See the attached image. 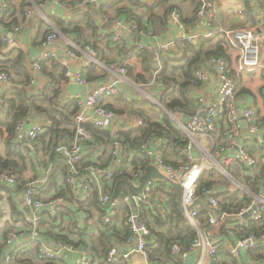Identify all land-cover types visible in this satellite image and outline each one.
Masks as SVG:
<instances>
[{"label": "built area", "instance_id": "1", "mask_svg": "<svg viewBox=\"0 0 264 264\" xmlns=\"http://www.w3.org/2000/svg\"><path fill=\"white\" fill-rule=\"evenodd\" d=\"M46 1L68 5L66 0H41L39 5ZM86 1L80 0L83 4ZM147 1L148 4L158 2ZM202 3L199 17L210 7L208 1ZM9 12V4L0 3V27ZM33 14L34 9H30L25 16L29 19ZM170 18L172 23L183 27L179 7L170 13ZM111 22L129 32L143 33L136 21L113 18ZM13 30L19 28L13 27ZM224 34L232 47L240 51L239 60L234 66L222 58L211 60L218 77L217 93L205 108L199 107L190 113L182 126L189 142L175 148L177 165L169 162L163 138L143 141L138 155L129 150L130 143L121 136L113 137L106 145L96 144L94 129L106 130L123 120V115L106 106L124 95L120 85L128 77V70L118 63L111 69L118 70L123 80L97 84L86 97L75 99L72 138L53 142L48 134L51 128L38 124L26 129L25 120L18 124L11 141L17 153L14 156L17 167L0 169V197L7 195L8 199L12 197L23 203L27 213L22 215L21 229L11 227L0 237V264H21L18 254L29 246L37 247L41 264H66L63 252L72 254L75 264H134L136 257L142 259L139 264H264V229L259 235L251 230L253 224L264 226V156L251 148L254 143H257L254 149L264 148L263 123L253 105L240 103L234 78L264 69L261 46L264 35L254 28ZM202 37L186 35L183 40L172 39L160 45L158 51L171 55L177 52L180 41L198 45ZM123 38L119 33L113 36L115 42ZM57 40L56 32L44 40L47 49L29 70L30 86L43 71L44 64L56 59L48 47ZM2 41L7 44L11 40L4 37ZM86 48L93 65L99 64L96 49L90 45ZM1 67L0 84L9 89L13 86L11 79ZM65 68L62 92L66 83L72 81L92 86L86 71L72 73ZM196 77L202 88L208 83L210 72L200 69ZM70 102H56V107L62 108ZM0 107H8V102L0 100ZM204 141L210 142L211 148ZM97 147L100 150L95 153ZM4 148L5 143L0 144V152ZM137 157L149 162H137ZM151 165L180 187L183 213L198 235L189 248L172 243L169 263L152 260L158 239L153 236L147 213L168 219L176 196L172 186L152 179L141 193L135 194L124 186L125 197L114 199L118 182L128 181L139 188ZM210 171L230 183L222 186L217 178H212L217 184L199 194L200 179ZM238 178L255 186L252 188ZM235 192L250 202L235 213L223 211L221 197ZM123 228H127V235L119 233ZM99 244H108L107 250L96 251L94 246Z\"/></svg>", "mask_w": 264, "mask_h": 264}, {"label": "crops", "instance_id": "2", "mask_svg": "<svg viewBox=\"0 0 264 264\" xmlns=\"http://www.w3.org/2000/svg\"><path fill=\"white\" fill-rule=\"evenodd\" d=\"M35 1L36 0H0V3L7 2L10 9L9 15L5 18L0 27V38L3 40L5 37L11 40L7 44H0L1 70L6 72L7 70L9 71L11 75V84L13 86L23 87L18 84L23 81V78L13 72L9 63L21 52L25 56L26 68L30 70L32 64L40 54L47 49L44 46V37L49 29L58 34L57 42L48 47L49 51L56 55L55 61L63 67L70 69L72 73H77L81 70L87 71L90 64L91 67L93 66V58L87 52L86 47L88 45L94 47L98 53L99 64H94L97 78L91 82L92 86H81L73 81L66 83L68 84L66 89H63L64 92L56 99L53 107H56V102L63 104L69 101L75 102L77 97H86L97 84L123 80L118 70L111 69L113 65L118 63L121 67L128 70V77H126L120 85L124 91V95L119 99L109 102V108L116 111L118 115H123L122 123H116L108 129L112 133V138L115 136L120 137L121 133L139 129L144 125L145 119L141 117L140 110H145L147 114L150 115L149 117H151L152 121H161L159 111H161L163 107L162 105L161 107L157 105L162 101V96L165 94L167 88L166 86L164 87L163 81L159 79V75L164 69L165 64L170 66L183 64V60L177 62L174 59L184 57V42L186 41H180L177 52L171 54L172 58H170V55L158 51V47L164 42L172 39L183 40L182 38L186 35H201L204 36L205 39H216L219 34L225 35L224 32H235L250 28H254L264 35V0H206L209 2L210 7L205 11L203 17L198 16V11L204 0H180L175 6H178L182 11L183 27L172 23L170 18L171 12L166 14V8L173 6V1L175 0H170L169 5L161 6L154 14L147 12L144 8L132 6L130 10L131 14H133V19L131 15L127 16L120 14L119 9L121 10L122 7L129 6L126 5V3L118 7L116 6L114 9H108V6L115 0H87L84 4L81 3L80 0H67V6L58 2L47 1L43 2V5L40 6V3L38 4ZM138 1H141L144 5H153L148 4L147 0ZM30 9H34V14L31 18L27 19L25 15ZM240 10H243V13H239ZM80 18H84V21L86 18L93 21L97 28L96 32L92 33L89 30H85L86 32L82 37L83 39H80L77 34L72 32L65 36L56 29L53 23L55 19H59L64 21L67 26L79 21ZM113 18H118L123 21H136V23L141 21L142 35L118 27L111 22ZM13 21L15 24L11 23ZM13 27H18L19 30L15 31ZM116 33L122 34L124 37L122 41L115 42L113 40V36ZM225 37L228 39L226 35ZM261 46L262 58L264 61V36ZM130 51H134L135 55L127 56L126 52ZM140 51L147 56V62L138 56ZM228 54L230 56L229 63L232 66L236 65L241 54L240 51L232 47L231 44H228ZM3 66L6 68L4 69ZM202 69H207L210 72V78L208 83L203 85L202 88L192 91V97L200 104L197 108H205L217 93L218 77L211 61ZM47 70L51 72L52 68H48ZM259 72L264 74V69L252 74H238L235 75L234 78L236 81L238 80L240 103L244 104V106L253 105L258 110L259 118L261 122L263 121L262 130L264 134V120H262L264 119V89L261 87L260 79L255 77V74ZM86 75L88 76V74ZM247 76L250 77L248 78ZM14 81L16 82L14 83ZM50 83L51 79L47 76L46 71L43 70L37 76L34 85H28L25 89L29 90L30 94L39 95ZM7 89L8 88L4 87V85L0 84V100L6 99L5 92ZM126 95L131 96L130 98L132 99H129ZM142 96H144V98ZM148 101H151L153 106H151ZM143 103H148L146 104L147 109H136V106L145 108V105L142 106ZM67 105L68 104L62 108ZM120 108H123V110H120ZM8 110V107H0L1 119L7 116ZM168 114L175 126L186 135V133L182 131V126L186 124L189 114ZM53 116L55 118L57 117L58 120L61 119L60 114L57 115L55 113ZM24 120L26 121V129H30L32 126L38 124L44 125L46 128H57L55 126L56 123L50 115L43 112L33 110L28 118ZM65 128H67L65 124L60 126L62 130H65ZM68 129L72 133L73 128H71L70 125ZM7 137V132L5 128H3V133H0V144L5 143ZM197 139L199 140V138ZM220 143H222V141H220ZM204 144L208 148L212 146L208 141H204ZM101 145H103V143L99 146ZM166 145L169 162L178 163L177 153L172 147H169L167 140ZM217 146H219L218 143L216 147ZM99 150L100 147H97L94 151L98 153ZM252 150L259 151L260 154L264 156L263 147ZM132 151L136 152V155L139 154L137 150ZM0 154L4 159L14 161L17 164L14 157H8L5 148L1 150ZM137 158H139V160L141 159L140 157ZM146 161L148 160L146 159ZM218 175L219 177L216 176L218 183L222 186H228L227 184H222L220 177L223 176L220 174ZM238 180L240 182L242 181V183L246 182L240 178H238ZM246 184L250 185L252 188L255 186L249 181H247ZM24 213H27V208L23 203L17 202L12 197L8 199L7 195L0 197V237H2L5 230L11 227L21 229L23 223L22 215ZM18 259L21 264H41L38 261L36 246H29L20 252L18 254ZM62 259L66 264H75L76 262L74 256L66 252L62 253ZM141 262L142 259L139 257L134 259V264H139Z\"/></svg>", "mask_w": 264, "mask_h": 264}, {"label": "trees", "instance_id": "3", "mask_svg": "<svg viewBox=\"0 0 264 264\" xmlns=\"http://www.w3.org/2000/svg\"><path fill=\"white\" fill-rule=\"evenodd\" d=\"M40 1L41 0H36L35 2L39 4ZM169 1L170 0H158L159 3L157 2L153 5H144L138 0H115L111 5L108 6V9H114L116 6L118 7L119 5L126 3V5L129 6L122 7L121 10L119 9L120 14L127 16L131 15V18L133 19V14H131L130 10V8L132 9V6L144 8L147 12L154 14L155 11L161 6L169 5ZM175 1H173V6L166 8V14H169L178 7L175 5L178 4L177 2L180 0ZM84 18H80L79 21L71 23L67 26L65 25L64 21L59 19H55L53 23L56 29L60 31L62 35L67 36V34L72 32L77 34L80 39H83L82 37L86 32L85 30L95 33L97 29L93 21L88 20V18H86L84 21ZM11 23L15 24L14 21ZM137 23L139 25V29H142L141 21ZM51 33L54 32L53 30L49 29L46 36L44 37V40H46L47 36ZM217 36L218 40L217 38L205 39L202 37L198 45H192L184 42V57L174 59L177 62L183 60V64L176 66L165 64L164 69L159 75V79L163 81L164 87L166 86L167 88L165 94L162 96L161 101L163 109L159 111V114L161 115V121H152L151 117H149L150 115H148L145 110H140L141 117L145 119L144 125H142L139 129L121 133V137L126 138L130 143L129 150H138L143 141L153 138L166 139L169 143V147H172L173 150H175L177 146L181 147L189 142V138L175 126L168 113H183L184 115H188L197 109L200 104L195 98L192 97V91L200 88L201 83L196 77V72L199 69L206 67L207 64L214 58H222L230 62V56L228 54V44H230L229 40L223 34H219ZM0 44H3L1 38ZM126 55H135V52H126ZM138 56L147 62V56H145L142 51L138 53ZM170 58H172L171 55ZM48 63L44 64L43 70L46 71L47 76L51 79V83L39 95L30 94V91L25 89V87L30 83V74L25 65L24 54L20 52L9 63L13 72L23 78V81L18 83L23 87L12 86L5 92V100L8 102L9 110L7 116L4 119L0 118V133H3V128H5L8 135L7 139L5 140V150L8 157H14L17 155V153L12 149L11 141L14 139L18 124L22 120L27 119L33 110L49 114L56 123L55 126L57 128H51L48 133L51 135V140L53 142H59L64 139L72 138L73 132L71 133V131L68 129V126L70 125L71 128H73L72 117L76 110V103L70 102L64 108L55 107V109L53 107L56 99H58L62 94V84L66 82V68L55 61V59L50 60ZM5 68L6 67H4V69ZM48 68H52V71L50 72L47 70ZM7 73L9 74V77H11L8 70ZM86 74H88V76H85L90 82L97 78L94 65L92 68L86 71ZM15 82L16 81H14V83ZM146 104L148 103H143L142 106ZM106 106H109V102L106 104ZM55 113L57 115L60 114V120L53 116ZM64 124L67 125V128H65V130L60 129V126ZM224 133L225 131L221 133L222 137H224ZM94 134L97 145L102 143L106 145L111 142L112 133L108 129H94ZM255 146H257V143H254L251 148L254 149ZM135 160L137 162L147 164L145 159L139 160V158H136ZM172 164L177 165V162H172ZM16 167L17 164L14 161L4 159L0 154L1 170L5 168ZM216 176L219 177V175L217 173L215 174L213 171L206 172L200 179L198 193L201 194L202 190L214 187L217 182L212 180V178H216ZM240 198L239 192L224 194L221 197L222 210L228 213H235L241 206L250 202L248 199L242 200V198ZM147 217H149L151 221L150 226L153 236L158 239L156 247L153 248V262L161 261L169 263L172 260L170 257V247L172 243L178 242L184 247L189 248L198 237L196 231L192 229L190 222L186 219L184 213L177 205L176 196L173 201L171 215L168 217V219L164 220L152 212L147 213ZM251 228L253 232H256L257 235H259L260 231L264 229V226L260 227L257 224H253ZM119 233H126L127 235L128 230L127 228H123ZM107 248L108 244H99L94 246L96 251L101 250L102 252H105ZM189 264H191V262Z\"/></svg>", "mask_w": 264, "mask_h": 264}, {"label": "water", "instance_id": "4", "mask_svg": "<svg viewBox=\"0 0 264 264\" xmlns=\"http://www.w3.org/2000/svg\"><path fill=\"white\" fill-rule=\"evenodd\" d=\"M203 117H205V114L203 115ZM152 179H156V180H160L164 183H168L172 186V188L174 189L176 196H177V204L179 206V208L181 209L182 212H184V208L181 206V189L180 187L171 182L170 180H168L165 176H163L155 166H149L148 167V172L146 177L144 178L141 186L139 188H135L131 183H129L128 181H120L117 183L116 187H115V191H114V199H118V198H124L125 195L122 193V188L124 186H127L128 188H130L135 194H139L142 192L145 184Z\"/></svg>", "mask_w": 264, "mask_h": 264}, {"label": "rangeland", "instance_id": "5", "mask_svg": "<svg viewBox=\"0 0 264 264\" xmlns=\"http://www.w3.org/2000/svg\"><path fill=\"white\" fill-rule=\"evenodd\" d=\"M250 29H253V28H250ZM188 43V42H187ZM248 78L250 76H247ZM255 77H258V79H260L261 81V87L264 89V74H262V72H259L257 74H255ZM129 99H132L130 98L131 96L129 95H126ZM144 98V96H142ZM148 103L153 106L152 102L151 101H148ZM158 107H161V102L157 105ZM136 109H147V105H145V108H141L140 106H136ZM120 110H123V108H120ZM264 120V119H262ZM263 122V121H262ZM220 181L222 182L223 185H229V181L228 180H225L223 177H220ZM242 182V181H241Z\"/></svg>", "mask_w": 264, "mask_h": 264}]
</instances>
